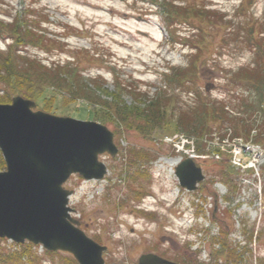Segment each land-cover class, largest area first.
I'll use <instances>...</instances> for the list:
<instances>
[{"label":"rangeland","instance_id":"1","mask_svg":"<svg viewBox=\"0 0 264 264\" xmlns=\"http://www.w3.org/2000/svg\"><path fill=\"white\" fill-rule=\"evenodd\" d=\"M150 1L0 0V21L5 24L11 23L16 15H24L29 7L36 8L38 19L48 18L42 28L46 29L50 52L30 47L23 51L25 55L47 64L53 61L64 63L67 56H75L76 63L80 61V70L92 76L102 74L110 90H114L118 78L126 84L141 87L143 92L149 89L151 96L165 91L176 100L169 104L167 111L173 123L165 129H156L151 135H142L135 130L119 133L108 126L115 133L119 153L114 158L107 154L101 157L108 168L103 181L89 183L78 176L70 178L65 188L74 190L75 194L69 206L86 235L108 248L104 253L105 264H134L142 253L153 247L175 255L174 244L178 242L184 246L190 242L186 233L200 230L196 236L200 244L195 243L189 250L201 251V262L227 264L220 255L225 257L227 251L233 250L232 255L238 256V262L264 264V146H252V138L248 146H239L254 157L244 161L252 158L249 167H254L255 172L250 175L234 169L235 173L229 176L223 169L232 167L233 147L217 146V141L209 147L202 143L203 152L210 151L213 156L209 153L204 158L196 152L190 155L203 168L206 179L202 189L188 193L179 186L176 168L181 163L166 138L179 134L175 131L177 118L186 102L190 103L194 98L191 94L170 89L161 75L165 68L171 66L187 68L191 47L188 42L189 49L184 50L172 42L171 28L163 16L168 8L153 7ZM176 4L205 5L225 16L221 29L205 24L210 47L198 63L200 87L217 97L222 94L221 72L214 69L236 71L252 59L250 50L238 45L232 37L224 45V50L218 46L228 33L227 29L242 22L254 23L255 34L259 33L258 25L264 23V0H178ZM187 21V24L174 25L175 35L177 38L191 37L192 41L199 24L190 18ZM10 44L6 36H0V51L7 52ZM61 44L64 45L60 47ZM88 52L90 61L85 59ZM97 53L103 58V63L93 61ZM6 90L7 87L0 83V95H4ZM9 95L10 103L15 96H21L13 91ZM125 100L130 103L131 97L126 95ZM35 110L46 112L39 106ZM47 113L101 123L93 118L86 104L66 103L61 97ZM258 117L263 120L264 108ZM218 154L221 155L218 157ZM173 160H178L179 164L171 165L169 162ZM177 198L182 200L179 209L176 202L173 204ZM189 206L194 208L196 216L201 214L205 218L194 230H190L192 216ZM178 210L179 215L176 214ZM224 222L231 227L227 235L221 226ZM1 245L10 252L21 249L20 244L11 240L3 239ZM243 249L244 257L241 256ZM34 252L39 260L30 262L25 258L21 264H76L68 253H45L44 248L37 246Z\"/></svg>","mask_w":264,"mask_h":264},{"label":"trees","instance_id":"2","mask_svg":"<svg viewBox=\"0 0 264 264\" xmlns=\"http://www.w3.org/2000/svg\"><path fill=\"white\" fill-rule=\"evenodd\" d=\"M150 2L153 7L168 8L169 11L163 13V16L171 28L172 42L186 49L189 42L191 47L188 48L190 54L187 68L171 66L161 75L164 83L171 86L170 89L191 94L194 98L182 107L175 123V131L194 139L198 153L203 152L202 143L213 140L215 133L220 141H224L230 133L231 140L240 137L248 142L252 138L255 144L264 146V118L262 120L258 117L264 108V23H259L258 34H255V24L249 22H242L227 29L228 33L218 47L224 50V45L229 37H232L238 45H244L250 50L252 59L249 64L236 71L214 69L215 72H221L222 90V94L214 97L199 85L201 74L198 63L210 47L205 24L221 29L225 16L205 5L181 6L176 4L178 0ZM36 12V8L29 7L24 15H16L9 24L0 21V36H6L11 41L7 52L0 51V83L7 87L4 95H0V104L10 103L9 93L13 91L15 95L36 100L39 107L49 112L61 97L66 103L86 104L90 107L94 119L103 125L112 126L119 133L135 130L142 135H151L156 129H165L173 123V118L168 117L167 111L169 104L176 100L165 91L151 96L149 89L143 92L141 87L126 84L118 78L115 80L114 90H110L102 74L92 76L80 70V61L76 63L75 56H67L64 63L53 61L47 64L25 55L23 51L30 47L50 52L47 32L42 28L48 18L40 20ZM189 18L199 24L196 35L192 36V41L188 36L177 38L174 25L187 24ZM237 35L239 36L236 37ZM85 59L90 61L89 52ZM93 61L104 62L99 53ZM208 89L207 87L206 90ZM126 95L131 97L130 103L125 100ZM5 169L6 164L0 152V171ZM223 171L229 176L235 173L232 167ZM1 241L3 239H0V264H21L25 258L30 262L40 259L34 252L36 246L31 243L20 245L18 252H10L1 245Z\"/></svg>","mask_w":264,"mask_h":264},{"label":"water","instance_id":"3","mask_svg":"<svg viewBox=\"0 0 264 264\" xmlns=\"http://www.w3.org/2000/svg\"><path fill=\"white\" fill-rule=\"evenodd\" d=\"M36 107L22 96L0 104V152L6 164L0 172V239L65 252L78 264H105L108 248L88 237L72 217L69 203L74 192L64 185L75 175L103 180L108 169L101 157L114 158L119 152L115 134L101 123ZM176 176L189 191L205 179L192 159L176 169ZM138 264L173 263L143 254Z\"/></svg>","mask_w":264,"mask_h":264},{"label":"flooded vegetation","instance_id":"4","mask_svg":"<svg viewBox=\"0 0 264 264\" xmlns=\"http://www.w3.org/2000/svg\"><path fill=\"white\" fill-rule=\"evenodd\" d=\"M179 212H180L179 210L176 211V214L179 215L180 214ZM221 226H223V228L226 229V231H224L225 235H227L228 232L231 231V227L226 225V222H224V225L222 224ZM186 234L189 235L188 236L189 239L192 237V235L190 233H186ZM186 237H187V235H186ZM176 243L174 244V247H173L175 255L174 254L171 255L170 252H167V253L160 252L159 250H156L153 247L151 249H148L146 252L142 253L141 256L143 254H155V255L159 256L161 259L169 261L173 264H205L204 262H201V260H200L201 251H198V249H195V248L193 250H189V248L192 249L195 246L196 240H192V241L184 244V246L180 245L178 242H176ZM241 252H242L241 256L244 257L245 250L243 249V250H241ZM232 253H233V250L227 251V254L225 255V257L222 256V259H225V262H227V264H231V262L233 264H243V261L238 262V256L236 254L232 255ZM233 257H237V258L235 259ZM139 258H138L136 263L134 262V264H138ZM253 259H254V257H253ZM255 260H257V258Z\"/></svg>","mask_w":264,"mask_h":264},{"label":"built area","instance_id":"5","mask_svg":"<svg viewBox=\"0 0 264 264\" xmlns=\"http://www.w3.org/2000/svg\"><path fill=\"white\" fill-rule=\"evenodd\" d=\"M217 145H219L218 143H217ZM224 145H228V146H230V147H233V150H234V155H233V159H232V162H233V164L234 165H237V166H243V160H242V158H241V155H243L244 157H253V156H250L249 155V153L248 152H245V151H243V147H245L247 144L246 143H244L241 139H236V140H234L233 142H230L228 139L227 140H225L224 142H223V144L222 145H220V146H224ZM241 145H243V146H241ZM239 146H241V147H239ZM248 146V145H247ZM253 146V145H252ZM254 147H256V146H254ZM232 150V151H233ZM237 151H240V153L238 154V153H236ZM219 157V156H218ZM254 158V157H253ZM252 159V158H251ZM237 163V164H236ZM244 167V166H243Z\"/></svg>","mask_w":264,"mask_h":264},{"label":"bare ground","instance_id":"6","mask_svg":"<svg viewBox=\"0 0 264 264\" xmlns=\"http://www.w3.org/2000/svg\"><path fill=\"white\" fill-rule=\"evenodd\" d=\"M169 163H171V165H176V164H178V161L177 160H173V161H171ZM219 188H220V186H219Z\"/></svg>","mask_w":264,"mask_h":264}]
</instances>
